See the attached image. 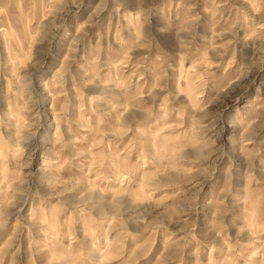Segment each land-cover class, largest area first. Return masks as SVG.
Masks as SVG:
<instances>
[{
    "label": "clouds",
    "instance_id": "1",
    "mask_svg": "<svg viewBox=\"0 0 264 264\" xmlns=\"http://www.w3.org/2000/svg\"><path fill=\"white\" fill-rule=\"evenodd\" d=\"M0 264H264V0H0Z\"/></svg>",
    "mask_w": 264,
    "mask_h": 264
}]
</instances>
